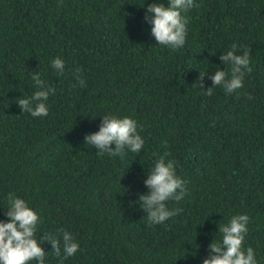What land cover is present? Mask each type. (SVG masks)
Here are the masks:
<instances>
[{"label": "trees", "instance_id": "trees-1", "mask_svg": "<svg viewBox=\"0 0 264 264\" xmlns=\"http://www.w3.org/2000/svg\"><path fill=\"white\" fill-rule=\"evenodd\" d=\"M168 2L0 0V221L10 193L24 199L38 242L60 239L62 256L63 231L79 243L63 264H202L237 214L250 218L243 247L264 264V0H194L177 49L157 44L145 19L148 4ZM233 44L251 47L244 87L204 95L199 76L208 88L215 70L230 75L220 56ZM33 72L54 88L45 117L17 103L38 90ZM108 114L137 121L139 154L85 143ZM164 153L186 191L166 202L177 215L150 224L138 198ZM40 246L44 264H61L50 242Z\"/></svg>", "mask_w": 264, "mask_h": 264}, {"label": "clouds", "instance_id": "clouds-1", "mask_svg": "<svg viewBox=\"0 0 264 264\" xmlns=\"http://www.w3.org/2000/svg\"><path fill=\"white\" fill-rule=\"evenodd\" d=\"M194 6V0H169L168 4L152 3L146 6L150 16L145 19L152 25L151 34L159 45L169 46L172 49L183 47L187 35L188 18L182 13ZM237 53V45L221 54L220 60L231 65L230 75L227 71L217 69L211 75L212 87H204V76H199L198 87L204 95L210 96L215 86H222L225 92L231 94L244 87L245 76L252 71L250 67L251 47L244 48L242 54ZM52 68L59 74L64 72L65 63L57 57L52 60ZM81 70L77 69L79 73ZM32 79L37 91L31 97L17 100L21 111L29 112L33 117L48 115L46 101L54 88L48 86L41 79L39 72H33ZM80 86L85 81L79 75L76 77ZM248 99H252L249 95ZM137 121L131 117H117L112 114L102 116L99 131L85 136V143L94 146L98 154L108 153L110 156L120 155L127 148L132 153L139 154L144 147V140L138 132ZM114 144L115 147H110ZM169 153L160 155L154 167L147 173L144 184L148 192L138 198L148 217L150 224H161L181 209L170 210L166 206L169 200L181 201L185 195V182L176 175L175 162L166 159ZM10 207L7 209V221H0V264H44L46 254L40 246L45 240L51 243V250L55 256L63 260L74 256L79 250V243L73 234L63 231V256L61 241L44 235L38 242L36 238L38 214L29 207L28 203L9 194ZM249 216L237 214L231 217L227 224L222 225L219 231L222 240L209 245V254L202 264H257L255 252L251 247L246 249L243 242L248 234ZM214 253V254H213Z\"/></svg>", "mask_w": 264, "mask_h": 264}]
</instances>
